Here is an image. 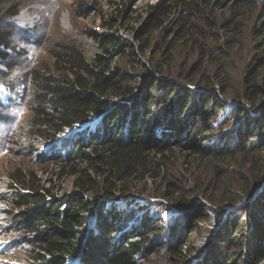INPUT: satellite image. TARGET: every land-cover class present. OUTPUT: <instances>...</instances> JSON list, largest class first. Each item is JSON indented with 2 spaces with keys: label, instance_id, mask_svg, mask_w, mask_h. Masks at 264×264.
Returning <instances> with one entry per match:
<instances>
[{
  "label": "trees",
  "instance_id": "trees-1",
  "mask_svg": "<svg viewBox=\"0 0 264 264\" xmlns=\"http://www.w3.org/2000/svg\"><path fill=\"white\" fill-rule=\"evenodd\" d=\"M257 4V0H157L138 31L139 49L122 52L135 61L131 69L112 66V54L129 45L115 33L91 32L99 45L93 58L75 44L51 52L53 67L32 74L36 91L31 135L42 143L33 161L57 165L56 175L47 183L36 170L19 168L10 174L11 211L17 220L0 229L4 241L0 255L7 263L70 264L77 258V264H147L154 258V264H192L194 256V264H264V193L251 198L255 189L247 183L251 178L253 188L264 186V161L253 151V140L264 134V73L250 69L234 90L224 60L209 52L230 56L232 49L215 29L216 10L229 5L232 16H239L242 8ZM19 11L17 0H0V58L7 65L15 59L9 53L12 35L23 31L5 20ZM119 16L123 14L106 19L102 14L100 28L113 30ZM173 20V40L164 32L155 42L150 40ZM198 20L215 34L206 35ZM230 23L225 20L219 27L228 32ZM179 43L198 54L195 69L200 71L205 62L212 65L211 79L197 78L196 73H181L183 83L172 79L170 61L158 62L155 54L166 49V57ZM138 68L145 71L141 78L135 77ZM0 74L5 72L0 69ZM212 81L224 98L237 102L221 120L218 111L225 103L215 96ZM8 89L14 96V88ZM159 89L165 98L155 94ZM25 95L26 90L19 105L13 98L9 103L0 100V148L7 143L6 125L22 114ZM163 99L168 103L155 112L152 108ZM5 110L10 114H2ZM236 121L240 123L231 134L234 146L208 148L216 142L207 136L211 131L224 133ZM186 149L196 158H242L239 182L244 186L228 188V198L218 200L196 177L195 198H189L181 183L185 178L178 179L173 171L177 153ZM66 176L72 177V189L61 192L57 181ZM149 198L160 200L143 201ZM218 201L233 207L246 203L241 210H227ZM213 205H219L223 214L217 222L205 212L215 213ZM202 221H210L216 230L208 228L201 236L200 241L211 246L200 253L195 239L202 234L198 226ZM19 250L27 254L28 262L16 256Z\"/></svg>",
  "mask_w": 264,
  "mask_h": 264
},
{
  "label": "rangeland",
  "instance_id": "rangeland-1",
  "mask_svg": "<svg viewBox=\"0 0 264 264\" xmlns=\"http://www.w3.org/2000/svg\"><path fill=\"white\" fill-rule=\"evenodd\" d=\"M17 1L20 4L19 13L11 19H6L5 23L8 25L14 24L16 28L19 27L23 32L20 34L15 31L12 35V47L9 50V53L12 58L15 59L7 65L6 62L0 58V69L5 72L4 75L0 74V100L4 103H9L13 98L16 101V104L19 105L24 90H26V95L24 96L25 105L22 109L20 108L22 110L21 116H14L12 118L14 119L13 123L6 125L10 127L7 135L8 138L6 139L7 143H4L3 145L5 149L0 151V229L3 225H9L17 220V217L14 216L11 211L12 203L10 202L12 199L11 193L13 191L10 190L9 179L10 174L13 171L19 168L26 171L36 170L38 176L47 183L49 179L56 175L55 172L57 170V165L51 164L50 162L33 161L34 152L42 145L38 138L31 135V121L35 102L34 94L36 91V88L33 86V72L36 70L45 71L46 66L53 67L54 58L52 57L51 52L53 50H59L61 46L68 44L79 46L88 58H93L94 55L99 52L98 41L94 34L91 33L94 30L105 33H115L125 39L129 45L119 48L118 51L112 54V66L118 70L133 68L135 61L134 63L129 61L128 57L122 52L129 53L132 52V50L137 51L139 49L141 42L138 40V31L142 28V23L149 7L157 2V0ZM257 2L258 4L254 8H242L240 12L241 15L239 16H232L229 5L218 8L214 14V19L217 24L215 29L219 33L221 42L223 43L225 41L230 43L232 49L229 52L230 56H227L226 53L215 52L213 50H210L209 52L214 54L218 60H224L223 63L227 67V73L232 80V89L234 90L239 88L241 78L248 74L250 69L253 68V70H260L264 73V14L261 13V10L264 7V0H257ZM120 12L123 14V17L119 16L118 23L113 30L108 31V29L100 28L103 22L101 18L102 14L107 19L112 16L114 18L118 17ZM225 20H230V24H232L229 27L230 31L228 32L219 27V25ZM196 23L199 25V29L209 37L215 34V30H210L209 26L206 25L204 21L198 20ZM175 25V20L170 21L165 28H161L159 31L155 32L150 40L155 42L157 39H160L161 33L163 32L165 33L164 37L173 40L174 34L172 32ZM235 26L240 28L239 32H235L233 29ZM199 34L200 33H198L197 36H200ZM180 44L181 43L177 44L174 50L168 53V56L166 55V57V49H164L163 52H157L155 49V59L158 62L161 61L164 63L165 61H170V65L173 66L175 74L172 79L176 82L183 83L184 79L181 78V73H196L197 78L211 79L213 76L212 65L205 62L200 67V71L199 69H195V63L198 60L196 56L198 54L191 51L187 45L183 46ZM149 49H153L152 53L154 54V46L151 45ZM136 55L138 59H141V56H138V54ZM147 57L148 56L145 58ZM129 58L132 59L131 56H129ZM144 73V70L138 68V70L135 71V77L138 76V78H141ZM212 83L215 96L221 102L225 103L223 108L218 111L217 119L221 120L237 102L233 98H224L219 85L214 81H212ZM8 85H11L14 88L16 92L14 96L11 95ZM155 94L157 96L161 95V97L165 98L164 91H161V89L156 91ZM175 94L172 95L170 103ZM163 101L164 103L158 101L156 104L157 107L152 109L155 112L160 111L162 108L164 109L168 101H165L164 99ZM14 111L15 109H12L10 112L13 114ZM8 113L9 111L5 110L2 114L5 115ZM238 122L240 123V121H236L231 124L227 131H225L226 133H222L220 130L211 131L207 136L210 138V142H214L215 140L216 142L214 143L215 146H208V148L214 147L221 150L224 149V144L230 145L231 147L234 146L231 134ZM205 145L208 144L206 143ZM253 145L255 146L253 151L264 161V134H259V136L253 140ZM177 154V160L173 171L175 172L174 174L178 176V179L185 178L183 179L185 181L182 180L181 183H185V188L187 192H189V198H195L192 193H196L194 190L199 184H204L205 188H207L208 191H211L210 194H212L214 198H219L218 200H220V198H228V188L236 187L237 189L244 186L242 182H239L241 179L240 176L244 174L243 171L240 170L241 165L244 162L242 158L238 157L236 159L226 160L217 159L216 156L196 158L192 156L189 149L182 150ZM187 165L188 167H186ZM188 168L189 170H187ZM196 177L200 179L199 184L194 183ZM249 180L247 183L252 186L253 190L255 189L251 198H255L257 195L261 196L264 193V186L253 188L254 182L251 178ZM57 182L61 187V192L70 191L72 189V177L66 176ZM159 200L149 198L143 201L148 203ZM199 201L202 202L203 200L200 198ZM218 202L221 203L220 201ZM245 203L246 201H243L234 207L240 208L241 210L245 207ZM219 205L227 210H232L234 208L229 202H222ZM219 205H213V208L216 211L215 213L214 211L205 210L209 216H215L214 218L212 217L213 219L217 218L216 222L220 220L223 215ZM205 206L206 208H211L209 203H205ZM176 211L175 213L180 212L179 210ZM212 218L210 217V221L213 220ZM210 221H202L198 223L202 234L198 235L195 240L199 241L198 247L200 248L198 250L200 253L211 246L210 244L207 245L204 240V243L200 241L201 236L204 234L207 235L208 228L216 230V227L213 228ZM213 222L215 223L214 220ZM240 224L244 229L247 228V224L244 221H241ZM8 241L9 240L6 242ZM3 245L4 241L0 236V251ZM26 249L27 247H24L23 250ZM199 252H197V255ZM16 256H19L24 262H28L29 258L24 251L19 250L16 253ZM190 259L192 264L197 261V258L194 256L190 257ZM155 260L156 259L153 258L152 262L147 264H154ZM7 262V258L0 255V264L14 263ZM70 264H76V260H72Z\"/></svg>",
  "mask_w": 264,
  "mask_h": 264
},
{
  "label": "bare ground",
  "instance_id": "bare-ground-1",
  "mask_svg": "<svg viewBox=\"0 0 264 264\" xmlns=\"http://www.w3.org/2000/svg\"><path fill=\"white\" fill-rule=\"evenodd\" d=\"M76 264H77V262H76Z\"/></svg>",
  "mask_w": 264,
  "mask_h": 264
},
{
  "label": "water",
  "instance_id": "water-1",
  "mask_svg": "<svg viewBox=\"0 0 264 264\" xmlns=\"http://www.w3.org/2000/svg\"><path fill=\"white\" fill-rule=\"evenodd\" d=\"M78 262V261H77Z\"/></svg>",
  "mask_w": 264,
  "mask_h": 264
}]
</instances>
